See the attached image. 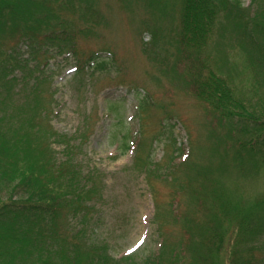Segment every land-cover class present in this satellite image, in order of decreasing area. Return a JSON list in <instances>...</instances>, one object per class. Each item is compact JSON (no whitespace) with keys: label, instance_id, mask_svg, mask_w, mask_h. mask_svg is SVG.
I'll return each mask as SVG.
<instances>
[{"label":"rangeland","instance_id":"1","mask_svg":"<svg viewBox=\"0 0 264 264\" xmlns=\"http://www.w3.org/2000/svg\"><path fill=\"white\" fill-rule=\"evenodd\" d=\"M10 1L17 17L40 11L28 0ZM49 2L54 13L42 24V33L51 29L52 22L63 21L76 30L69 38L72 49L59 50V41L42 38L26 46L23 20L0 21V133L2 142L14 144L18 154L28 141L30 145L35 141V147L50 145L54 156L63 158L66 151L61 149L67 141L73 160L96 173L97 201L86 218L71 222L72 227L86 224L91 240L103 241L116 258L133 253L141 260L160 246L154 216L158 209L165 212L166 231L178 236L182 220L171 217L193 209L189 188L199 175L218 180L238 218L254 215L264 220V167L255 156L236 153L232 136L237 126L195 94L190 69L187 74L195 53L174 39L180 1ZM223 15L220 11L215 34L198 61L209 60L214 72L245 102H252L246 103V111L263 110L257 102L264 90L254 81L256 65L237 39L234 21ZM35 20L27 17L26 23ZM91 51L106 60L103 68L90 66ZM144 93L154 99L140 118L136 105ZM124 133L131 147L120 154L117 140ZM136 148L141 158L150 154L144 171L134 160ZM221 228L226 234L240 230L228 217ZM30 244L25 246L28 264H35L33 250L41 256L45 249ZM219 261L224 262L223 254Z\"/></svg>","mask_w":264,"mask_h":264},{"label":"trees","instance_id":"2","mask_svg":"<svg viewBox=\"0 0 264 264\" xmlns=\"http://www.w3.org/2000/svg\"><path fill=\"white\" fill-rule=\"evenodd\" d=\"M28 1L40 11L17 17L14 3L0 0V21L12 23L15 18L23 20L26 46L42 38L40 41H59V50L64 47L72 49L69 38L76 30L63 21L52 22L49 25L51 29L42 33V24L50 21L54 13L50 10V0ZM179 1L178 28L174 39H178L183 49L195 53L192 64H187V74L190 69L195 94L213 109H219L230 123L237 126V133L232 136V144L239 151L236 153L239 156L244 153L248 157L255 156L264 167V109L251 108L246 111V103L252 102H245L221 75L214 72L209 60L207 64L204 62L206 58L198 61L215 34L216 20L221 11L227 20L234 21L237 39L248 48L250 60L256 65L254 81L257 80L258 87L264 90V0H249L246 5L242 0ZM32 16L36 20L26 23L27 17ZM57 25L60 26L55 28ZM182 54L185 56V52ZM97 56L96 52L91 51L90 66L103 68L106 60ZM153 99V96L144 93L136 105V114L140 118L144 116L146 105ZM257 102L264 108L261 93L257 95ZM47 129L59 142V135L49 124ZM2 136L3 133H0V264H28L25 246L29 242L35 249H45L41 256L33 250L35 253L31 263L35 264L38 261L40 264H264V220L256 219L254 215L238 218L235 207L227 199L218 180L210 181L204 175H199L198 180L190 183L193 209L182 213L177 219L171 217L174 221L182 220L178 236L166 231L165 212L158 209L154 214L161 236L158 250L141 260H137L133 253L116 258L103 241L91 240L86 224L80 222L82 225H71L74 219L80 221L77 219L86 218L89 207L98 197L96 173L87 166L84 169L80 161L73 160L69 154L71 145L65 142L61 149L66 151L63 158H56L50 145H47L49 148L35 147V141L31 145L28 141L23 153L18 154L14 144L11 147L2 142ZM115 139L117 136L113 133L112 142ZM117 141L120 154L131 147L128 133ZM140 145V150L144 149V142ZM134 154L138 169L144 171L150 154L141 158L137 148ZM181 160L184 164L188 163L186 158L178 161ZM170 213H173V209ZM227 217L239 224V231L233 234L223 231L221 224ZM220 254L224 255L223 263L219 261Z\"/></svg>","mask_w":264,"mask_h":264},{"label":"snow or ice","instance_id":"3","mask_svg":"<svg viewBox=\"0 0 264 264\" xmlns=\"http://www.w3.org/2000/svg\"><path fill=\"white\" fill-rule=\"evenodd\" d=\"M139 245H137V247H138Z\"/></svg>","mask_w":264,"mask_h":264}]
</instances>
